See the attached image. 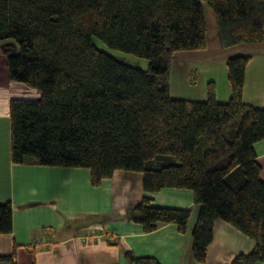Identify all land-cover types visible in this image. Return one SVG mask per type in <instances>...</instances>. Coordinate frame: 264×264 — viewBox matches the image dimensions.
<instances>
[{"label": "trees", "instance_id": "obj_1", "mask_svg": "<svg viewBox=\"0 0 264 264\" xmlns=\"http://www.w3.org/2000/svg\"><path fill=\"white\" fill-rule=\"evenodd\" d=\"M216 16L224 49L260 44L264 0H0V42L12 82L36 89V100L12 99L14 165L86 169L100 186L115 171L142 175L145 192L182 189L198 207L191 257L204 264L214 222L254 242L231 264L264 262V183L254 144L264 140V106L243 101L250 55L228 57L231 97L219 103L173 99V55L207 47L203 7ZM106 48L147 60L122 63ZM151 233L167 224L187 233L189 210L155 206L143 197L128 211ZM12 232V205L0 204V235ZM125 264H160L124 254ZM0 264H16L14 254Z\"/></svg>", "mask_w": 264, "mask_h": 264}, {"label": "crops", "instance_id": "obj_2", "mask_svg": "<svg viewBox=\"0 0 264 264\" xmlns=\"http://www.w3.org/2000/svg\"><path fill=\"white\" fill-rule=\"evenodd\" d=\"M203 11L207 47L173 55L171 97L205 101L212 84L216 100L228 102L231 89L226 62L229 56L243 53L250 55L243 101L262 108L264 37L260 44L224 49L216 16L207 6ZM5 46L0 42V204L12 205V232L0 235V255L14 254L16 264H125L124 254L130 251L135 257H152L160 264H196L191 257L190 232L199 209L191 191L145 192L142 175L125 171H115L94 187L86 169L12 164L10 101L36 100L40 93L27 84L10 80ZM253 147L260 165L259 177L264 183V140ZM143 197L152 199L158 207L189 210L187 233L180 234L172 224L151 233L143 232L128 217V211ZM253 249L251 239L218 219L204 264H231L237 255Z\"/></svg>", "mask_w": 264, "mask_h": 264}, {"label": "rangeland", "instance_id": "obj_3", "mask_svg": "<svg viewBox=\"0 0 264 264\" xmlns=\"http://www.w3.org/2000/svg\"><path fill=\"white\" fill-rule=\"evenodd\" d=\"M94 44L96 45V47L100 50H103L105 52H107L109 55H111L113 58H115L116 60L128 64V65H132L138 68H142L145 69L148 65L147 60L143 59V58H138L134 55L131 54H126L123 52H120L118 50H111L106 48L101 42L93 39ZM170 84H171V88L173 90V75L171 74V78H170Z\"/></svg>", "mask_w": 264, "mask_h": 264}]
</instances>
